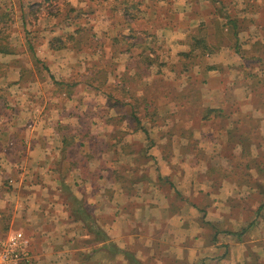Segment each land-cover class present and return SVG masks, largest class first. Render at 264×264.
I'll list each match as a JSON object with an SVG mask.
<instances>
[{
    "label": "crops",
    "instance_id": "0c3cea01",
    "mask_svg": "<svg viewBox=\"0 0 264 264\" xmlns=\"http://www.w3.org/2000/svg\"><path fill=\"white\" fill-rule=\"evenodd\" d=\"M67 1L50 16L67 11L62 19L79 23L74 10L85 7V17L98 9L116 31L112 41L124 48L114 54L113 83L107 79L96 86L90 76L82 82L81 93L86 96L76 109L73 106L76 122H72L74 113L68 111L51 130H10V115L0 114V211L7 212V199L16 198L19 206L13 207L20 216L19 225L33 226L43 234L37 242L46 252L36 264H264V208L250 199L252 193L262 197L261 190L239 184L232 172L217 173L228 165L232 170L252 168L250 157L209 162L197 155L206 152L202 144L187 142L192 134L211 137L217 143L212 149L220 157L219 151L228 153L227 144L222 143L227 142L230 119L238 118L243 128L247 126L244 119H250L244 113H232L230 123L212 125L202 112L222 101L234 103L224 97L226 84L233 80L227 81L222 73L239 70L203 62L210 53L191 70L183 67V53L191 50L190 30L200 23L212 26L209 0H85V6L78 2L77 7ZM22 8H26L24 3ZM140 24L146 26L143 38L138 36ZM156 28L158 35L153 34ZM171 32L174 54L167 36ZM206 39L242 62L225 45L210 36ZM206 65L216 69L207 70ZM169 74L174 80L170 76L167 80ZM190 75L194 80L202 77L192 94L185 88ZM215 75L218 78L211 84ZM95 90L102 95L94 104L100 105V112L91 113L88 94ZM76 93H69L68 101ZM194 98L201 104L199 115L183 114L184 104H192ZM252 102L248 97L240 104ZM137 104L140 109L157 106L158 112L155 109L138 124L130 114ZM169 105L179 106L180 113L170 119L161 117L160 109ZM91 119L99 127H91L93 122L84 124ZM195 119L202 128L194 127ZM250 149L237 145L231 153H252ZM45 173L49 178L42 176ZM7 177H13L11 185L17 190L1 180ZM259 180L264 184L262 177ZM251 217L257 220L250 225ZM257 229L258 236L252 238L250 234Z\"/></svg>",
    "mask_w": 264,
    "mask_h": 264
},
{
    "label": "rangeland",
    "instance_id": "374dc122",
    "mask_svg": "<svg viewBox=\"0 0 264 264\" xmlns=\"http://www.w3.org/2000/svg\"><path fill=\"white\" fill-rule=\"evenodd\" d=\"M84 1L85 0H70L69 3L74 2V5L76 4L75 6L77 7L79 6L77 5L78 2H80V6H85L83 5ZM64 2L68 1L0 0V46H7L8 50H10V53L0 52V63L4 64V66L0 69V114L3 111L5 117L6 114L10 115V120L12 122L9 126L10 130L13 128L17 129V127L28 130H51L52 127H55V121L58 120V117H62L64 120L63 117L68 115V111L70 113H74V116L77 114L75 111L78 106L77 102L81 101L86 96L81 92L83 91L82 82L87 80V76H90L89 80L93 78L92 83L94 82L96 85H99V83L102 84L104 80L107 79L110 83H113L115 80L114 75L116 73L113 70H115L117 62L115 61L116 58L114 54L119 48H124L121 47L119 42L116 43L112 41V39H114V33L116 32L115 29L108 26L106 19L102 17L104 14L99 13L98 9H95L94 12L92 10V15H87L88 17L83 16L86 11L82 10V8L85 7H80V12L74 10V16L79 18V23L65 22L62 18L65 16L67 11H63L61 16H50V13L54 11V9L61 6V4H64ZM22 3L25 4L26 8H22ZM232 3V5L236 4L237 8L241 7L240 0H232ZM260 4H264V0H261ZM184 11L185 9L183 12ZM200 13H202V9L200 10ZM243 14L247 18H253L255 22L259 21V23H261L264 19V8H261L257 14H245L244 12ZM172 17H175V14H172ZM137 28L140 31L138 36L143 38L144 32H142V30H145V24H140ZM27 31H29V33H27ZM157 31V28L153 29V34L158 35ZM193 33L200 34L199 31H194ZM205 33L209 35L212 34V31L203 30L201 32V34ZM172 34L173 32L168 33L167 36L168 42L172 45L171 49L174 54L176 52V47L173 44L174 39ZM262 34H264V31H259L254 25L250 26L248 32H242L240 34L241 41L244 43L243 48H247L253 42H256L257 39L258 41H260V39L263 40L264 37ZM56 36H59L62 43L66 44V47L61 48L63 50L53 53L55 50L50 49L49 42ZM209 36L215 43L217 42V36ZM27 41H30L32 50L28 48ZM32 51L36 54L39 61H34L31 57ZM157 58L159 59L160 56ZM170 59H174L172 55ZM208 61L234 67L236 71L238 69H236L235 66L240 63V61L236 60L227 49L223 48V51H219L216 47L214 50L210 51L208 59H203V62L205 63ZM246 66V72H249L250 74L258 73L263 77V63L249 60L246 62ZM223 69L226 71V68ZM108 71L111 72L108 73ZM245 74L246 73L241 71L238 73L235 71L228 72L227 74H225V72L222 73V75L226 77L225 79L227 81L230 79L233 80V82L231 81L232 84H226L224 97L229 101V103L234 102L232 104L234 106L239 105L244 98L250 97V78L247 74ZM169 76L170 79L174 80V75L171 74L167 75V80ZM188 77L191 79L190 76ZM201 78L202 77H198V79ZM217 78L218 76L215 75V79L212 78L210 83L213 84ZM62 80L68 82L70 85L62 86L61 84H57V82ZM183 80H185L186 83V78L184 79L183 77ZM197 80L192 78L188 84V88H186L187 86L185 85L186 92H188V94L189 91L193 92V90L200 87ZM72 82H75V86ZM76 84H79V86H76ZM97 91L98 90H95L92 95L88 94V99L91 98V113L100 112V105H94L95 102H97L96 98L102 96ZM72 92L76 94H73V96H71L72 100L68 101V93L71 95ZM259 102L262 103V105L241 103L236 107L239 109L241 114L244 113L250 117L249 121H246L248 124H246L247 126L243 128V130H246V132L252 135V153L250 152L249 157L253 160L255 158L262 157V155L264 157V93H262L259 97ZM209 104L215 105L214 103ZM73 106H75V109ZM178 108L179 106L177 105H169L167 108H161L160 111L162 116H160H166V119L173 118L180 113ZM153 109H156L158 112V107L154 106V108L150 109V114H153ZM200 109L201 104L199 100L194 98L192 104H184L181 112L184 114L187 111L188 114L192 113L194 116H197L199 115ZM140 110L143 112L142 109ZM88 120H85L84 124L89 122L92 124L93 122L94 125H91V127H99L97 125V121H93V119L90 121ZM198 120L195 119L194 121V127H196V129L203 127L200 126V122ZM72 122H76V116ZM144 122L145 120L143 121L142 119V123ZM117 125L119 126V124ZM2 127L3 126L0 125V130ZM154 127H158L157 122L154 124ZM250 128L251 130L248 131ZM252 128L254 131H252ZM192 135H189L187 138L188 144L197 147L202 144L204 148H201L206 150V152H202L201 154L198 152L197 154L194 151V153L202 155L203 159L209 162H229L225 157H228L230 160V156L232 154H234L232 159L233 161L236 159L242 161L243 159L238 157V151L231 154L219 151L218 155H220V157H218L217 150L212 149L217 144L213 138H204L201 134L197 136ZM218 139L220 140V138ZM13 144H11V147L14 146ZM222 171H224V173L232 172L234 176L233 179L239 184L241 180H243L240 178L242 170L239 168L232 170V168L228 165L225 169H217V173L219 174H221ZM254 174L256 175V172H254ZM42 176L44 178H49L46 173L45 176ZM12 179L13 177H7L6 179L1 180H5L7 182L6 186H9L10 189L13 188L14 190V188L16 189L17 187H12ZM250 199L252 204H256L257 201L260 203L264 200V195L258 198L256 193H252ZM237 203L241 204V202ZM14 205L19 206V203L16 202V198H8L4 208L5 210H8L5 212L9 218V222H7L9 227L11 226L13 228L22 229L31 240L33 257L30 264H36L40 254L46 252L44 248L38 246L37 242V237H42L43 234H40L33 226L19 225L18 222L20 216L19 213L15 212L16 210H14ZM249 219L252 220L254 218L251 217ZM255 220H257V218H255ZM261 223L262 230H264V216L261 218ZM257 232H259L258 229L254 231V233H251L250 236L252 238H256L255 236H258Z\"/></svg>",
    "mask_w": 264,
    "mask_h": 264
},
{
    "label": "trees",
    "instance_id": "16d2710c",
    "mask_svg": "<svg viewBox=\"0 0 264 264\" xmlns=\"http://www.w3.org/2000/svg\"><path fill=\"white\" fill-rule=\"evenodd\" d=\"M260 3L261 0H242L241 7L237 8L236 4L232 5L233 4L232 0H209L210 8L208 13L210 15L212 26L209 28L207 25H205V23H200L198 27L191 29L189 35L191 39L190 40L191 50L188 53H183L184 54L183 60L185 64L183 67L187 72L191 70L193 64H195L196 62L199 63L200 58L202 56L209 54L210 51L214 50L215 47H217L216 45L209 44L206 39V36L209 35H213L215 37L217 36L216 39L218 44L225 45L230 49L231 52H234L244 60V61L241 60L242 62L236 65L235 67L239 71L246 73L250 78V84H249L250 98H252L253 105L256 104L262 105V103L259 102V97L261 96L262 93H264V75L262 77L258 73L250 74L249 72H246L247 69L246 62L252 60L254 62L264 64V43L261 40H260L261 42L258 41L257 39L256 42H253L247 48H243L244 43L241 41L240 34L242 32H248L250 26L252 25H254L259 31L263 32L264 19L261 22L262 23L261 24L259 23V21L255 22L253 18H247L243 14V12L245 14L259 13L260 9L264 8V4H260ZM203 30L212 31V34L209 35H207L206 33L201 34ZM194 31H199L200 34H194L193 33ZM27 33H29V31H27ZM27 42H28V48L32 50V45L30 44V41ZM49 43H50V49L52 50H57L66 47V44L62 43V40L59 38V36L53 37ZM0 52L10 53V50H8L7 46H0ZM31 53H32L31 57L34 59V61H39L38 58L36 57V54L33 51ZM3 66L4 64L0 63V69ZM205 68L207 70L216 69V66L206 65ZM190 77L193 76L190 75ZM57 84H61L62 86H68V83H66V81L63 80L57 82ZM91 84L96 85L94 82ZM186 88H188V85ZM189 93H191V91H189ZM191 97H196V95L193 94L191 95ZM237 106L225 104L222 101L220 106L207 107L202 111L204 118H208L207 120H209L210 123H212V125L217 122L219 123V121H225L227 123H230V121H232V125H230L231 127L227 133V142L222 143L223 145L227 144L226 149L225 147L224 149L225 151H228V154H231V150L235 148L237 145L245 146L248 148H251L252 146V142H251L252 135L246 132V130H243V126L238 125L237 123L238 118L236 117L234 119L231 118L232 113H240L239 109L236 108ZM142 109L143 112H141L138 104L132 105L131 108V113H130L131 117L138 124L142 122V119H146V117L150 115V109H147L146 107H143ZM154 110L155 109H153V111ZM246 121H249V119H244V123L248 124L246 123ZM250 130L251 128L248 131ZM252 131H254V129ZM249 154L250 151L249 153L241 152L240 154L238 153V157L247 158L249 157ZM233 156L234 154L230 156L231 160L233 159ZM250 160L254 165L252 168L245 169V168H241L242 166H238V168L242 170V174L245 177L243 180H241L240 184L249 183L248 185H250L253 188H256V191L261 189L260 193L264 195V184L261 183V181L259 180V177H262L264 182V157L262 155V157H258L255 158L254 160L253 159ZM253 171L256 172V175L254 174ZM257 175H259V177H256ZM262 208H264V200L259 205V209ZM7 221L9 222L8 215H6L4 211H0L1 231H6L8 229L9 224ZM254 221L255 219H252L250 221V225L253 224Z\"/></svg>",
    "mask_w": 264,
    "mask_h": 264
},
{
    "label": "built area",
    "instance_id": "2783aa9c",
    "mask_svg": "<svg viewBox=\"0 0 264 264\" xmlns=\"http://www.w3.org/2000/svg\"><path fill=\"white\" fill-rule=\"evenodd\" d=\"M32 257L31 240L22 229L0 231V264H30Z\"/></svg>",
    "mask_w": 264,
    "mask_h": 264
}]
</instances>
